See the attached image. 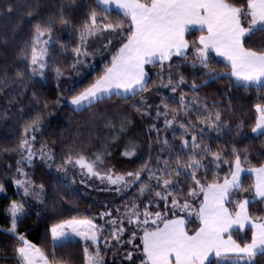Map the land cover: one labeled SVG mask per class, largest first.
<instances>
[{
    "label": "snow or ice",
    "instance_id": "6c2138e0",
    "mask_svg": "<svg viewBox=\"0 0 264 264\" xmlns=\"http://www.w3.org/2000/svg\"><path fill=\"white\" fill-rule=\"evenodd\" d=\"M113 5L122 18L111 15ZM15 7L9 0L0 11L11 13ZM26 14L32 15L31 11ZM71 23L61 6L46 22L35 24L31 41L21 50L29 61L28 79H47L46 57L49 45L54 42L53 29L57 24ZM193 31L199 35L190 37ZM105 33L108 35L104 37V48L112 45L113 36L119 40L102 73L67 96L59 92L57 84L59 94L54 105L67 102L74 110H80L113 97L127 100L139 95V100L130 107L141 118L163 117L164 127L171 130V141L167 135H160L156 123H150L148 131L156 133L152 143L158 145V153L154 158L149 153L148 160L139 168L126 172L115 171L111 165L100 168L109 154L106 151L94 153L91 159L82 152L73 155L69 151L56 167L67 170L68 166H78L84 176L115 186L109 190L117 194L135 187L136 193L145 198L141 200L143 209L132 200L123 212L117 207L115 216L113 209L98 212L99 218H108L104 223H97L96 216L83 214L59 219L45 229L51 238L48 248L34 243L20 230L21 223L32 214L30 201L10 199L3 209L7 225L0 226V231L16 241L13 247L16 264H73L71 257L57 255L56 249L75 242L76 237L84 242L82 264H117V260L120 264H260L257 257L264 258V211L257 209L260 214L253 216L249 206L264 203V162L253 164L247 150L242 154L234 143L227 151L223 147L213 149L206 140L207 134L219 135L226 127L232 132L233 127L223 118L224 109L216 107L217 101L201 97L197 89L209 80L224 77L232 80L233 88L264 89V0H95L80 25V43L73 49V68L84 63L82 56L94 55L88 51V38ZM212 53L224 58L225 72L213 66ZM181 64L201 69V83L193 79L190 85L193 94L189 96L181 90L171 97L172 103L161 94L154 106L143 95L150 90L148 66L156 69L158 84L170 87L175 94L182 85L188 86L187 77L179 69ZM55 73L59 78L63 68L57 66ZM16 75L23 83L25 73L18 70ZM221 95H227V90ZM255 108L258 116L252 132L264 136V104L257 103ZM130 122L125 117L120 131H126ZM40 126L39 116L26 124L25 137L18 145L21 157L16 161L20 178H12L23 196L31 195L37 200L41 196L22 165H33V157L37 155L45 161L55 157L54 151L44 144L39 149L33 148L36 137L32 133L39 131ZM242 127V124L234 126L237 134ZM135 152L136 144L130 142L123 155L132 156ZM208 157L211 160L205 163ZM221 164L227 165L222 177ZM202 169L203 175H199ZM245 172L254 175L248 185L242 179ZM43 187L39 185L41 192ZM6 192L5 184L0 182V193ZM161 203L165 209L170 203L171 212L149 210L150 206L159 208ZM185 214L194 216L198 226L190 229ZM36 215L40 218V212ZM125 222L132 227H125ZM246 228H250V235L247 232L239 238L233 235ZM126 232L129 235L125 239ZM137 240L139 243H134ZM109 252L111 261L106 259Z\"/></svg>",
    "mask_w": 264,
    "mask_h": 264
},
{
    "label": "trees",
    "instance_id": "16d2710c",
    "mask_svg": "<svg viewBox=\"0 0 264 264\" xmlns=\"http://www.w3.org/2000/svg\"><path fill=\"white\" fill-rule=\"evenodd\" d=\"M7 2L9 0H0V9ZM10 2L17 5L11 13L0 11V182H3L7 189L6 194L0 193V226L7 225L3 209L10 199L28 200L31 204L32 214L21 223L20 230L25 231L28 238L34 243L50 248V234H46L45 229L52 223L58 222L59 219L83 214L89 217L96 216L97 223H104V220L108 218H99L96 215L98 212L113 209L115 216L117 207L123 212L124 206L132 200H136L143 209L141 200L145 198L140 197L136 193V188L133 187L110 200L89 199L75 189L72 183L60 178L56 171L50 168L39 155L33 157V165L25 163L22 167L34 181L36 192L40 194L41 200H37L31 195L23 196L22 190L17 189L12 178H20L16 172V161L21 157L18 145L20 140L25 137L24 128L28 122L39 116L41 126L39 131L32 133L36 137L33 148L34 150L39 149L44 144L47 148L52 149L55 153L56 165L63 161L69 151L73 155L82 152L91 158H94L93 154L96 152L106 151L109 154L104 159L110 161L115 158L112 160L116 163L115 166L128 171L139 168L148 160L149 153L153 158L158 153V145L152 143L156 133L148 131L150 123H156L160 129V135L162 137L167 135L170 141L171 130L164 127L163 117L159 120L141 118V115L130 107L133 101L139 100V95L129 97L127 100L113 97L111 100H105L100 104L80 110H74L67 102L54 105L53 101L59 94L57 84L60 86L59 92H63L65 96L72 94L73 90L87 86L97 75L102 73L105 64L111 59L112 49L118 47V36L112 37V45L107 49L103 47L104 37L108 35L107 33L104 36L89 37L88 51L94 52V55L82 56L81 60L84 63L77 64L75 68L72 67L75 63L73 49L80 43V25L86 18L88 6L94 5L95 0H10ZM61 6L64 7L65 13L72 23L70 25L57 24L53 29L54 42L49 45V55L46 57L49 60V66L45 69L47 79L42 80L40 77L28 79L29 69L26 65L29 61L21 55V50L26 49L27 43L31 41L35 32V24L46 22L49 17L58 13ZM28 11H31V16L26 14ZM111 15L114 18H122L115 9ZM198 35V31L190 33V37ZM62 45L64 46L63 50ZM212 57V63L216 70L221 73L225 72V62L214 53H212ZM191 58L192 53L189 52V59ZM57 66L63 68V74L59 78L55 73ZM148 67L151 74L150 90L143 95L154 106L159 103L161 94L168 98L169 103H172L171 97L178 95L181 90L189 96L193 94L190 87L193 79H196L198 84L201 83V69H194L190 64H181L179 69L187 77L186 84L188 86L182 85L174 94L170 87L158 84L156 69L152 66ZM18 70L25 73L23 83L16 75ZM203 79L208 78L203 77ZM231 84L232 80L224 77L215 81L209 80L207 85L197 89L201 97H208L209 101H217L216 107L224 109L223 118L228 121V126L233 127L232 132H229L226 127L224 132L219 135L209 132L206 140L213 149L223 147L225 151L234 143L242 154L247 150L249 160L253 164H259L264 162V136L253 133L252 127H254L258 116L255 105L257 103L264 104V89L233 88L230 87ZM225 90H227V95H221ZM33 92L36 93L35 96ZM229 101H231L230 106ZM209 107H212L211 103ZM125 117L131 122L126 125V131H120V123ZM237 124L243 125L240 134L234 130V126ZM130 142L136 144V152L132 156H124L125 147ZM210 160L211 157H208L205 163ZM152 166L155 167L154 163ZM209 167H211L210 164ZM220 168L223 169L220 171L222 177L227 171V165L221 164ZM203 171L202 169L199 175H203ZM208 178L211 180L212 176L209 175ZM183 179L181 177V180ZM242 179L245 185H248L254 180V177L246 172ZM187 183L191 182L187 181ZM41 184L44 186L42 192L39 188ZM180 199L182 200L183 197ZM257 209L264 211V203L249 206L253 216L260 214ZM149 210L153 212L169 211L170 213L171 204L169 203L167 209L161 203L159 208L150 206ZM37 212H40V218L37 217ZM177 214L184 213L177 212ZM186 219L190 220L188 225L190 229L198 226V221L194 216L186 215ZM105 227L107 228V225ZM125 227L131 228L132 226L125 222ZM245 232L250 235V228L241 232H233V235L239 238ZM128 235L129 233L126 232L124 238L126 239ZM15 243V239L10 234L0 231V264H16V260L13 259ZM134 243H139V240ZM83 244V241L75 239V242L69 243L65 247H58L57 255L64 258L71 257L73 264H82ZM106 259L109 261L113 259L111 252L108 253ZM257 259L260 264H264V258L257 257ZM117 264H120L118 260Z\"/></svg>",
    "mask_w": 264,
    "mask_h": 264
},
{
    "label": "rangeland",
    "instance_id": "374dc122",
    "mask_svg": "<svg viewBox=\"0 0 264 264\" xmlns=\"http://www.w3.org/2000/svg\"><path fill=\"white\" fill-rule=\"evenodd\" d=\"M89 158L91 159V157H89ZM113 159H115V158H112L110 161L107 159H104V165H101L100 168L103 169L105 166L111 165V166H113L115 171H118V172L128 171L125 168L121 169L119 167H116L115 166L116 163L114 161H112ZM43 161H45V160H43ZM45 162L47 163L48 166L51 165L50 168L55 170L56 173L58 174V176L65 181H69V182L75 181V183H76V182H79L78 179L80 178V180L83 179L86 181L85 184H87V181H89L91 189L97 190V188H100L101 191H93L90 193L84 192L83 193L84 196H86L89 199H93L95 201H97V200H110V199L116 198L117 196H119L121 194V193L117 194L114 191L109 190L111 188H114L115 186L109 185L106 181L102 182L100 179H98L96 177L84 176L78 166L77 167L68 166L67 170H62V169L56 167V163H55L54 159L48 160ZM81 187L82 186H80V188ZM75 239L81 240L79 237H76Z\"/></svg>",
    "mask_w": 264,
    "mask_h": 264
},
{
    "label": "crops",
    "instance_id": "0c3cea01",
    "mask_svg": "<svg viewBox=\"0 0 264 264\" xmlns=\"http://www.w3.org/2000/svg\"><path fill=\"white\" fill-rule=\"evenodd\" d=\"M113 9H115V6L113 5ZM215 54V53H214ZM220 60H222L223 62H225V60H224V58L223 57H220V56H218L217 54H215ZM72 106V105H71ZM72 108L74 109V106H72ZM256 134V133H255ZM246 173V172H245ZM245 173H243L242 174V177H243V175L245 174ZM252 175V174H251ZM253 177H254V175H253ZM78 181L79 182H76L75 183V181L74 182H70V183H72V185L75 187V189H77L78 191H80V192H82V193H84V192H87V193H90V192H93V191H101L100 190V188H97V190H93V189H91L90 188V182L89 181H87V184H85V183H80V178L78 179ZM80 186H82L81 188H80ZM93 200V199H92ZM79 240V239H78Z\"/></svg>",
    "mask_w": 264,
    "mask_h": 264
}]
</instances>
